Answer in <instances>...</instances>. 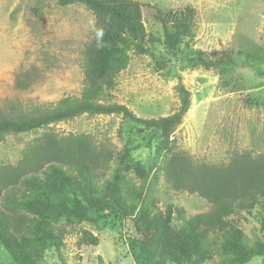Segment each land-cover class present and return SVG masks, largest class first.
I'll return each instance as SVG.
<instances>
[{"label":"rangeland","instance_id":"rangeland-1","mask_svg":"<svg viewBox=\"0 0 264 264\" xmlns=\"http://www.w3.org/2000/svg\"><path fill=\"white\" fill-rule=\"evenodd\" d=\"M36 1L0 0L2 110L10 104L24 109L53 104L66 96H79L83 87V54L93 36V15L81 5L59 7L56 0H44L35 12ZM135 1L145 5L141 15L146 33H160L152 7L162 11L191 7L195 10L194 49L209 54L227 50L264 56V0ZM153 53L168 61L166 68L157 70L148 55L131 54L127 68L116 78L111 103L125 105L139 118L171 115L178 106L175 86L180 76L191 93V105L170 132L177 150L193 161L213 165L226 164L235 153L264 156V73L258 76L245 67L222 72L188 68L179 53L171 55L161 46H155ZM33 67L40 79L24 91L17 90V74ZM261 68L264 70V62ZM51 128L62 135L89 134L118 155L129 150L126 164L117 157L105 177L119 184L126 207L109 201L92 210L88 220L67 225L73 232L65 238L64 247L59 252L46 250L40 264H61L59 255L65 264H177L159 254L149 259L144 252L143 241L152 232L145 231L139 222L140 207L155 215L165 214L171 205L194 216L209 211L210 203L196 194L169 189L155 164L156 138L152 132L116 115L84 114ZM40 133L6 136L0 142V164H16L24 146ZM106 180L101 184L103 190ZM229 220L244 242L253 246L264 236V198L258 199L252 211L240 212ZM179 226L171 216V230ZM83 230L98 238L97 246L77 245ZM202 243L214 253L213 260L203 264H231L232 254L224 251L216 234L206 235ZM0 264H15L1 246ZM247 264H261V259L253 258Z\"/></svg>","mask_w":264,"mask_h":264},{"label":"trees","instance_id":"trees-1","mask_svg":"<svg viewBox=\"0 0 264 264\" xmlns=\"http://www.w3.org/2000/svg\"><path fill=\"white\" fill-rule=\"evenodd\" d=\"M43 4L44 0H37L34 11ZM56 5L83 6L94 17V32L84 49L79 96H66L53 104L30 109L16 104L0 109V142L11 134L41 131L24 146L16 164H0V246L12 261L40 264L46 250L59 252L64 247L65 238L73 232L67 225L88 220L92 210L109 201L126 207L119 184L105 177L117 157L126 164L129 150L118 155L89 134L62 135L51 128L85 114L121 116L150 130L156 138L155 164L160 166L169 189L196 194L210 203L209 211L194 216L171 205L165 214L155 215L140 207L139 222L145 231L152 232V236H145L142 245L149 259L159 254L177 264L213 260V250L202 243L211 233L222 240L224 251L232 254L231 264H247L253 258H260L264 264V236L248 246L229 220L240 212L252 211L258 199L264 198V156L235 153L226 164L213 165L193 161L187 153L177 150L170 132L181 123L191 105V93L180 76L175 86L178 106L171 115L139 118L125 105L109 101L116 78L127 68L131 54L148 55L157 70L166 68L168 61L153 53L155 46L171 55L179 53L188 68L222 72L245 67L258 76L264 73V56L227 50L209 54L194 49L195 10L191 7L167 11L152 7L160 33H146L141 15L145 5L135 0H56ZM39 79L37 68L33 67L18 73L14 86L24 91ZM105 180L103 190L101 184ZM171 216L180 222L178 230L169 227ZM261 225L264 227L263 222ZM98 243L90 232L79 233L78 246L95 247ZM58 257L65 264L62 256Z\"/></svg>","mask_w":264,"mask_h":264}]
</instances>
